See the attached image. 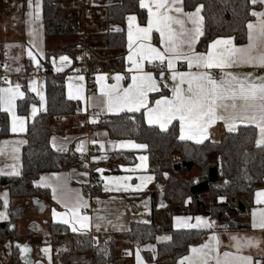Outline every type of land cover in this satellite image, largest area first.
<instances>
[{
	"label": "crops",
	"instance_id": "0c3cea01",
	"mask_svg": "<svg viewBox=\"0 0 264 264\" xmlns=\"http://www.w3.org/2000/svg\"><path fill=\"white\" fill-rule=\"evenodd\" d=\"M42 1L39 0L40 16L38 19L34 18L37 0H32L31 9L29 8V0H24L23 6L20 0H5L0 5V49L3 47L9 48V58L11 61L9 67V87L15 88L16 85H19L20 92L24 93L23 98L17 97L15 100L16 108L14 112L15 116L23 118V131L17 130L13 132V116L7 111H3L9 118V135L0 138V176H20L22 172L21 151L22 146L26 142L25 130L34 117L40 112H44L47 108L46 75L44 74L47 60H49V68L52 73L66 74L64 85L66 98L70 99L69 97L72 96L73 98L70 100L79 105L75 113L56 116L54 120L55 130L49 140L50 146L59 151L66 152L69 150L76 153L82 159V164L81 166H71L67 170L41 173L40 177L33 182L34 186L49 190L50 199L48 203L42 200L33 202V199L29 198H11L9 191L4 187H0V213L4 214L3 218H0V222L11 219L9 214L10 209L22 210V216H15L13 224L15 231L26 238V241L21 244L31 246L32 260L41 264H92L91 253L89 251L80 253L74 251V240L71 235L56 238L49 236L48 225L50 223L63 224L72 234H89L95 242L100 234L111 236L113 234L128 232L131 223L136 221L139 223L154 222L163 228L175 230L204 229L207 231V234L199 243L189 245L185 254L179 256V258L171 263L155 260L157 244L170 241L171 232L161 231L156 235L154 243H144L141 246L135 244L131 239H120L116 243L115 250L118 264H138L137 253L140 256V264H180V261L184 257L190 255V248L205 244L212 235L218 237L219 245L217 252L220 255H223L224 252H237V248L234 247L236 241L232 239L233 237H236L241 243L249 238L253 239L258 242V246L242 247L239 250V254L251 256L254 262L260 261L261 264H264V229L252 227L253 211H256L258 214L260 210H264V204L257 203L259 199L257 193L264 192V186H259L254 190L252 205L247 209L239 211L241 219L248 224V228L226 230L220 227L217 221L214 218H210V215L206 213L169 214L165 211V203L162 200L163 186L156 183L155 176L148 171V158L145 153L146 147L143 149L132 147L131 145L133 144L140 145L141 143L139 144L129 139H110L106 129L101 127L93 129L90 127L102 116L127 111V109L109 111L105 104L106 98L101 94V90L118 85V90L122 92L132 83V75L137 74L135 70L130 71L132 64L127 59L130 54L128 49L129 21L127 19L125 29L127 48L122 67L116 63H110L108 65L109 69L97 70L89 74L81 63L80 52H77L76 59L78 62L76 63L71 55L67 52L65 53L64 50L68 47H75L73 45L74 40H88L93 48H103L105 46V34L108 31L117 32L116 29H120L119 26L107 21L106 9L109 5L118 4L121 1L58 0L62 6L70 7L68 13L69 34L65 35V37H51L49 39L46 38L43 29ZM151 2L152 0H145L146 4H151ZM251 4H253L252 0ZM256 4H258V7L251 9V12L264 11V4ZM180 6L183 8L184 13H188L194 12L198 5L192 10L187 11L184 8V0H181ZM152 7L153 11H155L154 5ZM142 9L145 10L147 15L145 22L142 24L139 23L137 15L129 14V16L136 17L133 23L134 27L147 26L148 8L144 7ZM170 14L180 15L177 13ZM200 16L203 18L202 13H200ZM181 18L187 20L186 17L181 16ZM255 21L256 17H253L248 23H254ZM203 22L204 20L202 19V32L204 31ZM174 27L179 26L174 25ZM185 27L192 29L194 25L186 22ZM33 29L36 30L35 35L31 34ZM247 35L246 42L235 44L233 41V44L236 46L246 45L248 43ZM228 38L231 37H217L211 40L209 44L217 39ZM197 41L194 44V51L206 54L208 47L205 51L198 50L196 47ZM145 43H149L152 47H156L161 51L163 50L160 34L155 29L151 33V39ZM76 49L79 51L77 46ZM28 51H31L36 57L35 62L28 56ZM41 51L43 52L42 57L40 56ZM47 55L49 56L47 57ZM61 56H67L68 61H61ZM180 61L183 60H177L175 63L176 71H197L195 68L189 69L186 61H184L186 67H179ZM143 63L145 71L153 73L154 79L160 88L159 92L148 93V107H154L155 101L162 96L171 98V89L174 82L171 78L167 77L171 72L168 70L166 63L163 66L165 73L163 79L160 77L159 68L152 67L146 60ZM153 64H159V61H153ZM37 65L40 66L38 71L35 70ZM57 69L60 70L58 71ZM208 71L216 75V79H219L223 74L220 69ZM224 71L237 74L253 73L254 76H264V67L239 65L225 69ZM117 75L122 76L123 79L119 81L115 80L114 77ZM80 77H83V79H80ZM97 77H103V79L98 80ZM176 83H179V81H176ZM165 84L168 87H164ZM181 87L187 88V84H183ZM4 88L8 87L0 82V89ZM28 95L31 100L26 103L24 111L21 112L19 103L24 101ZM34 108L36 109L35 115H33ZM139 111L144 115L147 108H141ZM144 120L147 125L156 126L161 129L158 123L149 124L145 115ZM174 122L177 124L179 138L180 123L178 120H173L167 125V128ZM239 126L256 127L251 123L237 122L235 130L231 132L237 131ZM19 127L20 125L17 124L18 129ZM226 132L230 131L225 127L224 122L217 121L208 129V139L204 141L219 142L221 136ZM258 137L259 130L256 127L255 142ZM184 141L197 144L194 140ZM120 144H124L125 146L120 147ZM101 145L104 147L101 148ZM78 146H80V150H78ZM115 151L133 152L135 161L126 163L121 161L110 162L108 158ZM142 156L146 157V160L143 162L144 166L138 167V165L142 164L140 160ZM112 166H116V170L111 171L110 168ZM147 177H151V179H145ZM85 185H96L106 195H98V197L89 195L85 193L83 188ZM124 185L128 186L127 190H125ZM138 185L140 186L139 188H137ZM54 187L57 189L55 198L53 193ZM106 187L110 190H106ZM77 194L86 202V206L79 209L78 216H87L89 218L86 222H83L87 225L83 228H81L82 221L72 219L71 212L65 207V205H71L76 200ZM58 201H62L63 203ZM53 211L56 213L55 216L53 215ZM82 211H85L84 215H81ZM196 217L215 222V224L212 228L189 227L188 225H195L197 223ZM64 220H67L68 223H64ZM73 227L77 231H73ZM12 246L13 244L9 239L0 243V264H11ZM44 249L48 251L45 252ZM145 253H149L152 259L146 258Z\"/></svg>",
	"mask_w": 264,
	"mask_h": 264
},
{
	"label": "trees",
	"instance_id": "16d2710c",
	"mask_svg": "<svg viewBox=\"0 0 264 264\" xmlns=\"http://www.w3.org/2000/svg\"><path fill=\"white\" fill-rule=\"evenodd\" d=\"M5 0H0V5ZM22 6L24 0H20ZM118 4L109 5L106 9L107 21L120 27V31H108L105 34L103 48L92 47L87 42L89 56L87 73L109 69L110 63L124 65L126 52V25L129 14L138 16L139 23L146 20V12L140 7L139 0H120ZM42 18L46 38L65 37L69 34L70 7L62 6L58 0H43ZM202 5L203 35L197 41V49L205 51L211 40L217 37H231L235 44L246 42L247 23L253 19L251 9L258 4L251 0H184V8L189 11ZM75 47H68L74 62L77 49L82 47L81 40H74ZM49 55H47L48 57ZM47 59V58H46ZM47 108L34 117L25 130L26 142L22 146V172L20 176H0V187L9 191L10 197H20L49 202L50 193L46 188L34 186L33 182L41 173L67 170L71 166H81L82 159L72 151H59L50 146V136L54 133L56 116L75 113L78 103L66 98V74L52 73L49 60L44 68ZM29 95L20 102V111H24ZM9 118L0 111V138L8 136ZM93 129L104 128L109 138L133 140L146 145L148 171L156 183L163 186L162 200L165 211L169 214L206 213L214 218L218 225L226 230L248 228L241 219V209L252 205L253 192L264 186V146L258 147L255 142L256 127L239 126L235 132H226L219 142L204 141L194 144L178 138L177 124L172 123L167 130L149 126L144 115L139 112H127L102 116ZM109 161L134 162L133 152L115 151ZM103 164V163H102ZM104 165V164H103ZM110 170H116L112 166ZM93 175V174H92ZM85 193L92 196H105L96 185H85ZM21 209H10V220L0 222V243L9 239L13 244L11 264H23L19 259V249L14 244L23 243L26 238L15 231V216H22ZM161 231L171 232L168 242L158 243L156 261L174 262L185 254L191 244L204 239V229L163 228L159 224L139 223L133 221L129 231L123 234H100L94 243L91 235L70 233L63 224L48 225L49 236L56 238L71 235L75 252L89 251L92 264H118L115 257L116 243L120 239H131L135 244L154 243ZM145 257L152 259L149 253Z\"/></svg>",
	"mask_w": 264,
	"mask_h": 264
},
{
	"label": "snow or ice",
	"instance_id": "6c2138e0",
	"mask_svg": "<svg viewBox=\"0 0 264 264\" xmlns=\"http://www.w3.org/2000/svg\"><path fill=\"white\" fill-rule=\"evenodd\" d=\"M253 4H264V0H252ZM155 11H153V7ZM181 0H152L151 4H146L145 0H140L142 8H148V21L146 27L133 26L136 20L135 16H129L128 27V49L127 59L132 64V69L137 74L132 75V83L122 92L118 90V85L111 88H103L101 94L106 98L105 104L109 111L124 110L129 112L139 111L141 108H147L144 113L149 124L158 123L161 130H166L167 125L173 120L180 123L181 140H194L196 143H202L208 139V129L217 121H223L228 131L236 128L237 122L254 124L259 130V137L256 141L258 147L264 146V76H254L253 73L237 74L225 72V69L239 65H248L252 67H264V11L251 13L256 17L254 23L247 24L248 43L243 46L233 44V39H217L208 46V51L196 53L194 44L198 38L203 35L201 29L202 17L200 16L202 5H198L194 12L184 13L180 6ZM29 8H32V0H29ZM170 13L180 14L179 16ZM32 15V13H30ZM39 0L36 3L34 18L38 19ZM186 17L187 20L182 19ZM194 25L192 29L185 27V24ZM174 25L179 27H174ZM155 29L159 32L163 50L152 47L145 43L151 39V33ZM120 31V29H116ZM36 30L32 33L35 35ZM34 43V42H33ZM35 46V43H34ZM28 56L35 62L36 57L31 51ZM43 56V52H40ZM61 61H68L67 56H61ZM154 68L160 69V77L163 79L165 73L163 66L166 63L171 72V79L174 82L171 89V98L161 97L155 101L154 107H148V93L159 92L160 88L154 79L153 73L145 71L144 61ZM177 60L187 62L188 68H195L197 71L179 72L175 70ZM153 61H159V64H153ZM39 66V65H37ZM211 69H220L222 76L219 79H213V74L208 71ZM58 71L60 69H57ZM83 79V77H80ZM102 80L103 77H97ZM119 81L122 76L114 77ZM179 81V83H176ZM187 84V88L181 85ZM19 85L15 88L8 87L0 89V111H7L13 116V132L23 131V118L14 115L15 100L17 97L23 98L24 93L20 92ZM164 87H168L167 84ZM34 90V89H33ZM73 98L72 96L69 97ZM36 109H33L35 115ZM17 124L20 125L19 129ZM23 143V141H21ZM120 147L125 146L120 144ZM135 148H145L146 145H131ZM104 146L101 145V148ZM80 150V146H78ZM142 161L138 167H143L146 157H140ZM15 174V173H14ZM43 179V178H42ZM145 179L150 180L151 177ZM140 186L138 185L137 188ZM125 190L128 186L124 185ZM106 190H110L106 187ZM57 189L53 188L54 198ZM259 199L257 203L264 204V192H258ZM63 203L62 201H58ZM86 202L77 194L76 200L71 205H65L72 214V219L80 220L81 228L86 227L87 216H78L79 209L85 207ZM0 213V218H3ZM53 215L56 213L53 211ZM68 223L67 220L63 221ZM195 225L189 227H208L212 228L215 222L196 217ZM252 227L264 229V210L252 213ZM73 231H77L73 227ZM159 239V238H158ZM167 239V238H165ZM234 247L237 252H224L220 255L217 252L219 240L216 235L209 237L208 242L189 249L190 255L184 257L180 264H261L260 261H253L251 256L239 254V250L245 246L256 247L258 242L249 238L243 243L236 237ZM19 247V246H18ZM27 247L21 249V252H27ZM47 252V249H44ZM137 262L140 264V256L137 253ZM25 264H32L31 261H25Z\"/></svg>",
	"mask_w": 264,
	"mask_h": 264
},
{
	"label": "built area",
	"instance_id": "2783aa9c",
	"mask_svg": "<svg viewBox=\"0 0 264 264\" xmlns=\"http://www.w3.org/2000/svg\"><path fill=\"white\" fill-rule=\"evenodd\" d=\"M83 59H85V57H83ZM10 58H9V48L3 47L0 49V82L6 86L9 87V67H10ZM83 65L85 66V70L87 69L86 65H85V60L83 62ZM179 67L184 68L186 67V64L184 61H180L179 62ZM40 69V66H37L35 68L36 71H38ZM168 78H171V73L167 75ZM216 75H213V79H216ZM90 80V79H89ZM85 211L81 212V215H84Z\"/></svg>",
	"mask_w": 264,
	"mask_h": 264
},
{
	"label": "water",
	"instance_id": "95a60500",
	"mask_svg": "<svg viewBox=\"0 0 264 264\" xmlns=\"http://www.w3.org/2000/svg\"><path fill=\"white\" fill-rule=\"evenodd\" d=\"M37 199H33V202H36ZM16 247L19 249V259L22 261L23 264H25L26 259L31 261L32 264H41L40 262H34L31 258V246L26 245V244H21V243H15L14 244ZM27 247L28 251L27 252H21V249Z\"/></svg>",
	"mask_w": 264,
	"mask_h": 264
},
{
	"label": "rangeland",
	"instance_id": "374dc122",
	"mask_svg": "<svg viewBox=\"0 0 264 264\" xmlns=\"http://www.w3.org/2000/svg\"><path fill=\"white\" fill-rule=\"evenodd\" d=\"M87 42H88V40H84V41H82V47H80L79 48V52H80V58H81V63L83 64V62H84V60H85V65H86V67H87V65H88V62H87V60H88V58H89V56L91 57V55H89L88 54V52H87ZM83 57H85V59H83ZM164 184V182H162V184L161 185H163ZM26 230V229H25ZM97 242V239H96V241L94 242V243H96Z\"/></svg>",
	"mask_w": 264,
	"mask_h": 264
}]
</instances>
